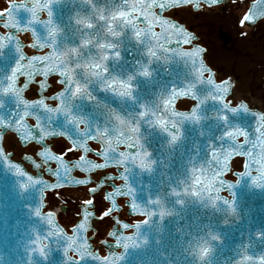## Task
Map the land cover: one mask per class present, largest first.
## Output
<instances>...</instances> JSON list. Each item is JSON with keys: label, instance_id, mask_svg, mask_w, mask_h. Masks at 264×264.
Wrapping results in <instances>:
<instances>
[{"label": "snow or ice", "instance_id": "snow-or-ice-1", "mask_svg": "<svg viewBox=\"0 0 264 264\" xmlns=\"http://www.w3.org/2000/svg\"><path fill=\"white\" fill-rule=\"evenodd\" d=\"M75 3V0H72ZM192 0H80L81 10L76 11L68 19L74 26L73 38L70 41L66 32L67 25L57 22L55 9L67 3V0H35L33 7L25 4L8 5L7 10L0 11L4 23L0 25L6 31L0 33V57L8 55L7 49L12 46L15 54V63L10 74L0 79V95H11L15 101L17 111L11 119L0 116V127L13 129L18 143L31 145L34 151L30 154L35 161L34 168L37 174H30L22 169L18 163H8V167L17 170L22 178L26 177L30 183L20 185L24 191L30 187L39 189L41 201L45 199L47 189H57L65 186H87L92 184L89 192L93 199L83 201L81 218L75 227L74 233L67 234L64 229L55 224L53 214L45 212L42 203L32 211L35 217L48 224L51 230L41 237L34 229L35 239L26 247L29 253L28 264H37L33 256L47 260L49 246L45 240L63 236L67 246L63 249L67 258L66 264H121L130 248H142L149 243L148 236L142 229L150 223L163 224L166 217L176 214L175 207H169L164 196L149 198L147 203L137 202L136 189L129 181L131 168L129 164L138 166L142 172L155 171L157 160L149 151L141 127L147 124L158 129L167 136V147L174 149L184 139V124H202L206 119L215 118L224 124V130L217 138L221 144L219 148L210 142L209 156L197 163L199 147L196 156L189 161V168L184 178L178 181L179 187L171 186L167 195L175 197V204L183 207L188 198L205 203L219 209L221 204L226 206L231 215L238 216L235 202L237 184L246 177L253 176V164L259 165V177L253 179L254 186L264 188V115H260L253 132L247 128L233 124L230 115L247 113L245 103L231 104L228 95L231 91V81L217 82L211 70L207 67L203 56L206 49L194 46L195 36L164 13L178 6L189 4ZM209 6H215L219 0H207ZM199 8V0H196ZM24 9L31 14L28 26L21 27L16 18V11ZM47 19H41L43 13ZM250 10L240 19L243 27L246 23L254 24L257 19ZM143 22V27H141ZM33 24H40L44 33L37 31ZM159 29V31H157ZM17 32L31 34L35 39L26 44L22 42ZM172 36L182 39L172 40ZM134 41L138 47L144 49L142 55L147 59L133 62L127 67L123 58L125 40ZM171 44L193 45L177 52ZM25 48L35 49L36 52L28 55ZM47 50L46 52L44 50ZM164 53L166 55L158 54ZM169 57H179L185 64L187 72L180 77V82H170L161 85L154 94V99L145 100L140 93L139 81L144 79L151 83L155 75L152 67L154 61L161 59L170 63ZM57 77L60 90L50 97H45L48 91L49 79ZM24 77V82L20 78ZM32 84H36L43 92H38L35 100H29L25 92ZM213 91L209 92L207 89ZM109 96L111 102L101 99L98 94ZM57 101L49 105L47 100ZM218 101L221 111L213 116L201 114L206 101ZM191 101L190 107L178 110L179 101ZM87 101L93 107L92 112L85 113L83 102ZM113 103L119 107H113ZM125 105L131 111H121ZM3 102L0 101V108ZM223 113V114H222ZM35 125L28 123L30 118ZM63 118V123L57 127L56 121ZM96 117H102L98 119ZM205 134L203 130L200 133ZM63 146L55 149V142ZM95 143L96 148H92ZM246 145L251 147L246 150ZM124 150L121 151L120 149ZM260 149V158L257 159L253 149ZM74 156V160L67 157ZM95 156L99 159L94 160ZM241 158L240 168L235 172L239 178L227 182L226 175H231V162ZM243 158H247L248 163ZM0 160L11 161L2 144H0ZM55 164L57 167L53 168ZM45 165L47 167L45 168ZM113 167L117 173L106 175L104 180L94 182L92 174ZM44 169L55 177L54 183H49L39 175ZM80 171L85 174L75 178L73 173ZM119 178L122 185L111 184ZM108 187L104 199L109 201V207L102 211L100 219L110 218L117 208L118 199H127L130 213L143 219L133 222L113 220L117 225L111 231L106 247L123 249V253L116 255L110 252L99 255L87 237L90 230V221L95 213L90 211L94 206V196L98 190ZM230 193L226 198L222 192ZM227 223V221H225ZM121 226L124 232H121ZM258 239L264 241V232L258 233ZM221 241L219 234L209 231L205 236L195 237L189 241L185 249L198 264H211L210 257L215 249L213 242ZM222 242V241H221ZM159 243V240L157 241ZM243 258L236 264H249L252 257L246 254L248 245L242 246ZM264 264V256L261 257Z\"/></svg>", "mask_w": 264, "mask_h": 264}, {"label": "water", "instance_id": "water-1", "mask_svg": "<svg viewBox=\"0 0 264 264\" xmlns=\"http://www.w3.org/2000/svg\"><path fill=\"white\" fill-rule=\"evenodd\" d=\"M203 1L207 2V0ZM103 2L104 0H100L101 6H103ZM192 2L196 3V0H192ZM20 4L33 7L35 0L21 2L18 5ZM226 5L227 3L223 4V10H225ZM81 8L80 0H75V3L72 0H67V3L57 6L55 9L57 22L67 25L66 32L70 41L73 38L75 29L68 18L76 11L81 10ZM252 12L255 17L264 16V0L255 2L252 7ZM15 15L20 20L21 27L28 26V21L31 19V14L28 11L20 8L16 11ZM41 19H47V16L45 18L41 16ZM173 21L184 28L179 22ZM31 27H35L40 33H44L45 31L40 24H33ZM141 27H143V22H141ZM198 35L200 34L198 33ZM176 39L182 38L172 36V40ZM170 47L177 52L184 50L183 44H171ZM143 51L144 49L138 47L134 41L126 39L122 54L124 61L127 62V67H132L133 62L136 60H146L147 57L142 55ZM7 52L8 55L6 57H0V64L2 59L6 58L12 62V65L9 66V69L2 68L0 79H3L5 74H10L11 68L15 63L13 47L9 46ZM158 54L166 55L160 53L159 50ZM169 59L171 62L167 64L163 59L154 61L152 67L155 69V75L151 83L144 79L139 81L140 93L145 100L154 99V94L159 90L161 85L173 81L179 83L180 77L187 72L185 64L180 61L179 57H169ZM210 75L213 74L210 73ZM227 76L229 75L223 78ZM207 90L209 92L213 91L210 87ZM43 91V89L39 90V92ZM98 95L101 99L111 102L109 96L102 93ZM238 99L243 98L238 97ZM0 101L4 105L0 108V116L11 119L12 115L17 111V108H12L16 106L13 97L11 95H0ZM113 107H119V105L113 103ZM83 109L85 113L93 111L92 105L87 101L83 102ZM120 110L122 112L125 110L131 111L132 108L125 105ZM217 111H221L219 102L208 99L202 108L201 114L211 117ZM229 115L233 124H239L247 128L250 132H253L257 125L258 117L262 114L254 106L252 109L248 107L247 113L241 112L238 115ZM96 118L103 119L102 117ZM62 123L63 118L61 117L56 121V126L59 127ZM7 129L11 128L0 127V144H2L3 135ZM141 130L147 138V147L152 152L153 158L157 160V164L155 171L149 174L142 172L138 166L130 163L129 168H131V172L128 174V183L136 189L137 202L147 203L150 197L164 196L167 199L168 206L176 208V214L166 217L162 225L159 223L145 225L142 231L148 236L149 243L142 248H130L121 264H198L191 255L187 254L185 249L188 247L189 241L194 242L195 237L205 236L209 231L219 234L222 241L213 242L215 251L210 257L211 264H236V261L243 258L242 253H244V249L242 246L245 245H248L246 254L252 257V262H249V264H261V257L264 256V241L258 239V233L264 232V188L254 186L253 184V179H256L260 175L257 171L259 165L253 164L252 171H256V173L253 172L251 178L246 177L233 190L235 192L234 199L238 209V216L231 215L227 211L226 206L222 204L219 209L211 206L206 207L205 203L192 198H188L186 204L181 207L175 204V197L167 195L170 192V187H179L178 181L186 176L187 169L190 166L189 161L196 156L197 146L199 147L197 163L208 158L210 142L219 148L221 142L217 138L224 130V124L218 122L215 118L206 119L202 124L186 122L183 127L184 139L174 149L167 147L168 138L158 129L152 128L147 124H142ZM201 130L205 133L203 136L200 134ZM14 139L15 137L12 136L7 140V147H11ZM250 147V145H246V150ZM57 148L59 149L60 147ZM120 150L123 151L124 149ZM253 152L256 158L259 159L261 155L260 149H253ZM7 155L10 156L11 154ZM27 159L30 161V158ZM8 163L13 162L0 160V264H28L29 253L26 251V247L35 239L32 237L33 230L37 229L42 223L49 228L50 226L40 218L35 217L32 211L39 204L42 203L43 205L39 189L30 187L27 191L22 190L20 185L30 182L27 181L26 177L22 178L18 175L16 170L9 168ZM246 163H248L247 158ZM235 166L240 167V160L235 162ZM20 167L24 169L22 165ZM39 175L44 179L41 173ZM104 177L100 181L104 180ZM226 181L232 182L227 179ZM48 182L52 183L50 181ZM110 183L113 184L112 181ZM69 193V190H61L56 195L50 193L51 205L59 203V197L56 196L63 195L67 197ZM228 194L230 195V193ZM224 196L228 198V196ZM5 203H9V206H12L14 209L4 206ZM68 204L69 210L61 218L69 226L77 219L78 208L76 207L77 203L73 201ZM92 220L90 221V229L92 228ZM56 225L55 222L53 227ZM110 225L111 220L109 219H104L102 222H99V237L97 235L96 242L99 241V238L106 232ZM121 232L123 231L121 230ZM49 240L51 244H49L50 251L48 259L44 260L38 255H35L33 258L37 261V264H66L67 258L63 249L67 246V242L64 237L60 236L59 239L52 237ZM158 240L159 243H157ZM110 252L120 255L123 253V250L120 253L114 250ZM87 264H92V262L88 261Z\"/></svg>", "mask_w": 264, "mask_h": 264}, {"label": "rangeland", "instance_id": "rangeland-1", "mask_svg": "<svg viewBox=\"0 0 264 264\" xmlns=\"http://www.w3.org/2000/svg\"><path fill=\"white\" fill-rule=\"evenodd\" d=\"M211 11L194 12L191 8H176L169 15L183 18L200 34V41L207 47L206 58L217 70L219 79L231 75L236 80L232 99L242 97L249 103H258L264 110V21L248 30L239 24V13L229 0ZM222 27L231 33L233 42L227 45L218 36Z\"/></svg>", "mask_w": 264, "mask_h": 264}, {"label": "bare ground", "instance_id": "bare-ground-1", "mask_svg": "<svg viewBox=\"0 0 264 264\" xmlns=\"http://www.w3.org/2000/svg\"><path fill=\"white\" fill-rule=\"evenodd\" d=\"M236 2L234 8L236 7L237 13H239L240 17L245 14L246 9L248 8V4L250 0H232ZM206 8V7H204ZM218 8V7H215ZM208 9V8H206ZM250 26H246V28H249Z\"/></svg>", "mask_w": 264, "mask_h": 264}]
</instances>
